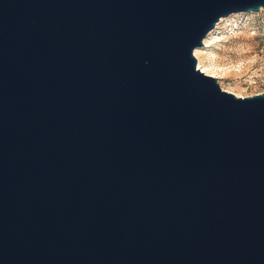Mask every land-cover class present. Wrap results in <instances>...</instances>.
Instances as JSON below:
<instances>
[{
	"label": "water",
	"instance_id": "95a60500",
	"mask_svg": "<svg viewBox=\"0 0 264 264\" xmlns=\"http://www.w3.org/2000/svg\"><path fill=\"white\" fill-rule=\"evenodd\" d=\"M264 0H0V264H264V92L198 68Z\"/></svg>",
	"mask_w": 264,
	"mask_h": 264
},
{
	"label": "rangeland",
	"instance_id": "374dc122",
	"mask_svg": "<svg viewBox=\"0 0 264 264\" xmlns=\"http://www.w3.org/2000/svg\"><path fill=\"white\" fill-rule=\"evenodd\" d=\"M218 29L206 38L202 66L219 76L221 88L237 97H254L264 92V10L238 13L223 18Z\"/></svg>",
	"mask_w": 264,
	"mask_h": 264
},
{
	"label": "bare ground",
	"instance_id": "6f19581e",
	"mask_svg": "<svg viewBox=\"0 0 264 264\" xmlns=\"http://www.w3.org/2000/svg\"><path fill=\"white\" fill-rule=\"evenodd\" d=\"M216 29H218V27H216ZM210 35H212V32L209 34V37H210ZM209 37H207V40H208ZM207 40L204 41V44H205L206 47H208V45L206 44L207 43ZM201 54H202V52H200L199 50H196L195 51V55H196L195 57H196V59L198 61V68L200 69V71H202V73H204L206 75H209V76H212L214 78H217L218 81H219L220 78H219V76H217V74L215 73L216 71H214V69L210 68L209 66H202L201 65V62H200V56H201Z\"/></svg>",
	"mask_w": 264,
	"mask_h": 264
}]
</instances>
